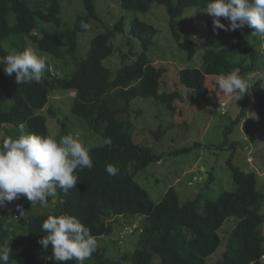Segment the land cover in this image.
<instances>
[{"label": "trees", "instance_id": "trees-1", "mask_svg": "<svg viewBox=\"0 0 264 264\" xmlns=\"http://www.w3.org/2000/svg\"><path fill=\"white\" fill-rule=\"evenodd\" d=\"M116 1L122 10L130 13H147L154 4L164 8L169 18L168 27L178 47L187 53L188 60L194 57V43L181 41L177 33L179 19L188 8L205 11L208 0ZM83 6L84 14L76 18L73 27H69L62 21V0H0V143L4 137L18 138L21 123L25 125L26 134L51 136L43 111L50 95L57 91L73 94L71 114L85 122L92 131L100 133L105 140L102 146L89 150L94 166L77 170L76 188L58 191V204L53 213L29 214L26 199L19 204L22 214L18 211L15 218H11L5 208L0 210V244L7 242L12 250L9 264H44L51 258V244L44 249L39 243L45 235L41 225L49 215L64 214L76 217L97 240L113 234L116 218H144L145 224L133 252L112 259L106 249L98 245L96 252L84 264H154L155 258L160 264H260L264 258V194L257 189L256 173L241 170L232 164L230 157L228 164L236 186L234 190L221 192L216 200H202L199 194L195 200L182 204L173 188L167 189L156 203L136 181L139 171L160 162L164 155H156L151 148L135 144L133 125L120 116L131 113V103L137 99L151 100L175 113L174 102L180 100V95L177 91L160 92L168 71L164 67H155L146 55V49L152 45L158 31L136 17L129 23V34L140 41L143 51L134 61L127 63V56H122L119 68L112 70L105 65L118 53L112 41L123 35V19L113 29L107 28L92 39L87 57L80 59L77 55L78 35L87 31L81 28V21L88 24L101 22L96 0H83ZM220 21L226 26L229 24L224 18ZM205 24L207 50L201 68H183L178 73L179 84L200 98L207 94V77H219L233 70L241 76L252 73L258 54L239 29L228 32L214 30L210 16ZM49 26L53 27L52 30ZM222 37L233 41V45L226 50H214L216 40ZM6 39L19 44L29 41L37 52L57 62L71 61L73 70L59 78L47 64L41 83L18 85L15 74L10 77L3 71V58L9 54L3 48L2 42ZM249 91L254 111L264 123V75L253 77ZM245 95L240 99L242 104ZM116 103L122 105L116 107ZM48 109L51 117L61 114L51 107ZM244 115L242 109L229 130L225 131L224 150H234L237 146L229 139V134ZM66 119L59 123L63 131ZM161 130L153 132L157 141L164 134ZM109 138L111 145L106 143ZM190 150L180 149L171 155L186 154ZM109 164L119 169L117 175L110 176L106 172L105 167ZM214 180L213 172H209L204 187L209 188ZM230 218L236 219L237 224L225 229L223 237L225 230L220 235L218 231ZM76 263L69 260L56 264Z\"/></svg>", "mask_w": 264, "mask_h": 264}, {"label": "rangeland", "instance_id": "rangeland-1", "mask_svg": "<svg viewBox=\"0 0 264 264\" xmlns=\"http://www.w3.org/2000/svg\"><path fill=\"white\" fill-rule=\"evenodd\" d=\"M96 8L101 22L91 21L89 29L78 35V57L85 59L91 40L103 33L105 29H113L123 19V35L116 36L112 41L118 53L109 58L105 65L112 70L119 68L122 56H127L125 61L127 63L134 61L143 51L140 41L131 38L129 34V23L136 17L158 31L152 39V45L146 49V55L155 67H164L168 71L163 78L160 92L177 91L180 95V100L174 102L175 113H171L163 105H157L151 100L137 99L131 103L132 112L120 116L125 121L128 119L133 125L135 144L151 148L156 155H164L160 162L149 165L146 169L139 171L135 177L150 198L157 203L167 189L173 188L181 204L195 200L199 194L202 200H216L221 192L232 191L236 187L228 164L230 157L232 164L241 170L256 173L257 189L264 194V123L254 111L251 92L245 95L243 104L241 100H238L235 106L230 97L221 94L217 76L206 78L205 98H200L195 92L179 84L178 73L181 69L201 68L202 58L207 50L205 20L209 15L203 10L188 8L179 19L180 26L177 28V33L181 41L192 42L196 47V54L188 60L187 53L178 47L170 31L169 18L161 6L154 4L147 13H130L122 10L116 0H96ZM84 12L83 0H62V21L69 27H73L76 18ZM52 28L49 26L50 30ZM239 30L245 35L249 44L258 51L255 70L245 74L244 77L247 78L249 75L252 79L254 76L261 77L264 75V38L253 37L254 29L248 26ZM10 39L2 42L5 50L9 53L12 49L17 52L30 50L38 56L46 57L50 71L59 78L73 70L71 61L57 62L52 57L37 52L35 46L29 41L25 40L19 44ZM232 45L233 41L222 37L216 40L213 49L226 50ZM61 65H64L63 69ZM72 98L73 94L66 91H57L50 95L49 102L43 111L50 135L59 141L62 136L72 134L83 142L88 151L102 146L105 140L101 134L89 129L85 122L71 114ZM120 105L116 103V107ZM49 107L56 112L60 111L61 114L51 117ZM242 109L245 112L242 121L229 134V139L235 141L237 146L234 150H224L226 147L222 145L225 141V131L229 130L231 122L237 118ZM66 117L63 131L59 123ZM159 128H162L161 132L164 131V134L157 141L153 132L158 131ZM184 148L191 150L186 154L171 155L172 152ZM209 172H213L215 180L209 188H205ZM58 198V194L55 198H49L48 207L40 208L32 206L26 197H22L7 203L5 210L8 215L15 217L19 213L17 205L22 199H26L29 203V214L47 215L54 212ZM262 214L264 215V206ZM144 224L143 217L116 218L113 234L97 240L98 245L105 248L107 255L112 259L131 253ZM236 224V219H227L218 231L219 235L223 230H228L229 226ZM226 230L222 232L223 237ZM262 234L264 236V226ZM56 263L57 261L51 257L44 264ZM76 264L80 262L77 261ZM154 264H160L159 259L155 258ZM260 264H264V258Z\"/></svg>", "mask_w": 264, "mask_h": 264}, {"label": "clouds", "instance_id": "clouds-1", "mask_svg": "<svg viewBox=\"0 0 264 264\" xmlns=\"http://www.w3.org/2000/svg\"><path fill=\"white\" fill-rule=\"evenodd\" d=\"M212 17L214 30L225 32L253 28V37L264 38V0H208L205 11ZM220 18L229 21L226 26ZM81 28L88 30L90 25L81 21ZM6 75L15 74L19 84L41 83L47 71L46 57L38 56L30 50L17 52L12 49L3 58ZM252 76L247 78L236 70L218 77L217 84L222 95L236 101L248 92ZM19 136L4 137L0 143V208L7 203L26 197L40 208H47L49 198L57 197L58 191L67 192L76 188L77 170L92 169L93 161L83 142L72 134L62 136L59 141L51 136L25 133V125L19 124ZM2 135V134H0ZM106 143L111 145V139ZM110 176L118 174L114 165H106ZM17 210L23 212L21 206ZM15 218V217H11ZM45 233L39 241L44 249L52 246L57 262L90 259L98 248L95 236L76 217L71 215H49L41 225ZM11 248L7 242L0 244V264H9Z\"/></svg>", "mask_w": 264, "mask_h": 264}]
</instances>
